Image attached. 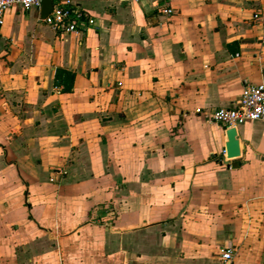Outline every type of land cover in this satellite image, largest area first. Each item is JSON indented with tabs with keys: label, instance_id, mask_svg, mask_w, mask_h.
Masks as SVG:
<instances>
[{
	"label": "crops",
	"instance_id": "1",
	"mask_svg": "<svg viewBox=\"0 0 264 264\" xmlns=\"http://www.w3.org/2000/svg\"><path fill=\"white\" fill-rule=\"evenodd\" d=\"M84 7L80 36L4 18L0 264H264V126L228 160L205 117L264 83V0Z\"/></svg>",
	"mask_w": 264,
	"mask_h": 264
},
{
	"label": "built area",
	"instance_id": "2",
	"mask_svg": "<svg viewBox=\"0 0 264 264\" xmlns=\"http://www.w3.org/2000/svg\"><path fill=\"white\" fill-rule=\"evenodd\" d=\"M51 1L52 10L43 22L56 34L80 36L89 28L96 26L95 18L85 9L84 5L103 0ZM42 3L43 0H0V36L8 10L14 6L21 7L24 11L40 10ZM161 13L170 16L173 14V10L165 8ZM205 117L210 122L222 126L225 130L237 129L246 123H261L264 126V83L246 84L238 102L232 106L221 107L206 113ZM233 259V249L229 248L222 252L221 264H232Z\"/></svg>",
	"mask_w": 264,
	"mask_h": 264
},
{
	"label": "water",
	"instance_id": "3",
	"mask_svg": "<svg viewBox=\"0 0 264 264\" xmlns=\"http://www.w3.org/2000/svg\"><path fill=\"white\" fill-rule=\"evenodd\" d=\"M52 10V1L43 0L42 7L40 9L41 19H44ZM227 142L225 144L224 152L228 160L236 159L241 156L240 141L237 138V129L231 128L226 130Z\"/></svg>",
	"mask_w": 264,
	"mask_h": 264
}]
</instances>
